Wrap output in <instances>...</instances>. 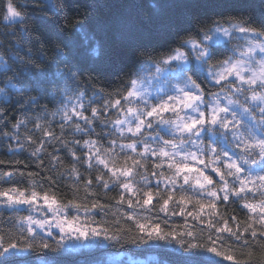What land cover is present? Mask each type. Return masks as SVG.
<instances>
[{
    "label": "snow or ice",
    "instance_id": "snow-or-ice-1",
    "mask_svg": "<svg viewBox=\"0 0 264 264\" xmlns=\"http://www.w3.org/2000/svg\"><path fill=\"white\" fill-rule=\"evenodd\" d=\"M0 29V264H264V0H0Z\"/></svg>",
    "mask_w": 264,
    "mask_h": 264
},
{
    "label": "trees",
    "instance_id": "trees-1",
    "mask_svg": "<svg viewBox=\"0 0 264 264\" xmlns=\"http://www.w3.org/2000/svg\"><path fill=\"white\" fill-rule=\"evenodd\" d=\"M2 30V29H0ZM115 83V78H112L106 85L105 87L109 88V90H111V86L114 85ZM14 115V114H13ZM57 131H59L57 129ZM95 138V137H93ZM86 151V150H85ZM60 155L62 157H64V162L65 164H68L70 161V157H66V155L61 152ZM27 154L25 153L24 156L21 157H15V158H21L24 159L26 158ZM9 157L6 156L4 154V152L2 150H0V159H8ZM45 163H47V161H45ZM20 167H23L22 165ZM27 170H32V171H37L35 164H33L31 161H29V168ZM84 169L81 168V172H83ZM211 174V173H210ZM95 173H93V178H94ZM71 181L65 179H61L58 186L56 187V190L62 194H64L65 196V202L67 199L71 198V189L67 186L68 184H70ZM103 189H100L101 192V202L104 203H114V201L111 200H105L103 198ZM83 193L81 192V195ZM117 193L115 191L113 192H109L108 196L112 197V196H116ZM227 212L229 215L231 214H235L238 216V218L240 220L245 219V212L246 210H241L239 204L237 203L236 205H231L227 208ZM7 215V213H5V216ZM21 215H26V211L23 210L21 212ZM81 215L83 216V214L81 213ZM95 218L97 220H99L101 218V214L100 213H96ZM109 220L114 219V217H107ZM172 222L176 223V224H182L183 223V219L179 216L176 217H172ZM189 222L190 223H195L194 221H191V218H189ZM198 227H202V225H198ZM50 256H55V253H50ZM87 255L89 256H94L98 259H101L103 261L106 262V264H120V261H125L127 262L129 260V258H131L132 260L135 261H140L142 262V264H156V261L162 259V255L161 253L156 250V249H149L146 246H140V247H136V246H132V245H124L123 247L121 246H113V247H107L105 249H100V250H92L91 252L87 253ZM66 259H83L84 256L80 255L79 253H73L70 254L69 256L65 257ZM225 264H228V262H225Z\"/></svg>",
    "mask_w": 264,
    "mask_h": 264
},
{
    "label": "rangeland",
    "instance_id": "rangeland-1",
    "mask_svg": "<svg viewBox=\"0 0 264 264\" xmlns=\"http://www.w3.org/2000/svg\"><path fill=\"white\" fill-rule=\"evenodd\" d=\"M208 172H209V173H211V172H210V169L208 170ZM211 174H212V173H211ZM212 175H214V174H212ZM216 179L218 180L219 178H218V177H216ZM25 211H26V215H28V214H29V213H28V211H27L26 209H25ZM36 215H39V214H38V213H36ZM54 231H55V230H54Z\"/></svg>",
    "mask_w": 264,
    "mask_h": 264
}]
</instances>
